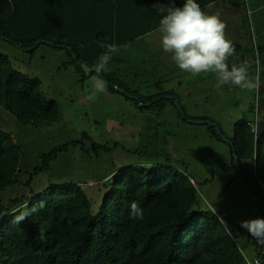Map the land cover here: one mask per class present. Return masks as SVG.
<instances>
[{"label":"trees","instance_id":"trees-1","mask_svg":"<svg viewBox=\"0 0 264 264\" xmlns=\"http://www.w3.org/2000/svg\"><path fill=\"white\" fill-rule=\"evenodd\" d=\"M222 1L196 0L202 10ZM171 2L0 0V37L26 53L32 54L41 46L64 51L68 60L62 63V68L73 67L84 85L96 75L91 65L105 51L101 44H116L120 48L132 46L158 31L159 21L166 14L160 8L166 9ZM184 2L174 0L177 7H182ZM39 41L54 47L40 44L30 52L25 51ZM251 43L252 57L257 52L264 74V45ZM85 68L89 70L87 77ZM254 69L253 59L250 70L253 78ZM102 76L107 81L108 93L121 95L114 89L118 87L136 96L113 71L107 70ZM41 84L38 78L15 70L9 59L0 55V108L16 122L35 126L40 123L51 125L60 120L58 102L42 96ZM121 96L137 106V102ZM163 96H174V93L138 98L141 103L156 100L145 110L170 104L185 122L173 102ZM179 108L184 112L181 104ZM210 122L212 125L207 126L210 137L224 143L215 131L217 127L223 135L218 124ZM261 125L264 126V120ZM226 139L231 142L239 165L237 167L234 162L232 148L224 143L230 156V169L253 187L255 199L264 203V190L257 182L264 187V127L262 132L258 131L254 142L250 123L242 117L233 125L232 136ZM65 148L42 154L41 166L35 168L22 185V177L27 172L20 168L21 148L9 133L0 129V195L18 185L30 186L32 176L47 171L49 164ZM245 162L251 163V172H255L256 177L250 178L244 171L242 164ZM240 169L243 176L238 172ZM191 179L194 180L186 168L174 169L168 161L149 167L123 168L115 172L109 185L105 186L106 193L94 214L80 183L51 185L37 194L31 191L29 196L0 200V264H242L243 256H246L241 252L240 243L234 240L241 234L230 230L231 233L222 223L225 222L222 217L224 203L220 201L217 209L205 201L206 205H203V198ZM131 202H137L143 209L142 220L130 216ZM260 206L256 217L260 214ZM33 207L35 211H32ZM20 211L30 214L16 222L15 216ZM245 241L248 246L255 247V256L264 260V245L257 243L249 233Z\"/></svg>","mask_w":264,"mask_h":264},{"label":"rangeland","instance_id":"rangeland-1","mask_svg":"<svg viewBox=\"0 0 264 264\" xmlns=\"http://www.w3.org/2000/svg\"><path fill=\"white\" fill-rule=\"evenodd\" d=\"M236 9L233 5L230 13H236ZM255 30L258 32L260 28ZM155 34L158 32L143 37V44L134 43L133 52L137 59L147 61L152 53L144 57V44L159 40V35ZM1 54L9 59L15 70L30 78H38L42 83V96L56 100L60 107L57 123L35 126L16 122L0 108V129L9 133L22 151L20 168L27 172L22 177V185L26 184L30 173L41 166L42 154L66 147L49 164L47 171L32 176L30 186L18 185L7 189L0 195L1 201L29 196L31 191L37 194L51 185L80 183L94 214L106 193L105 186L109 185L115 172L129 166L149 167L168 161L174 169L186 168L194 177L203 205L207 202L217 209L220 201L224 203L226 217L223 223L229 231L237 233L241 221L254 218L258 208L254 189L230 169V156L225 144L213 140L206 125L190 124L187 120L214 121L224 137L230 138L233 125L249 108L264 117V74L261 71L258 92L244 89L225 91L212 85L206 90L201 83L200 89L193 90L190 84L180 86L181 80L168 76L172 64L169 59L135 63L124 56L123 50L112 54L108 70L126 83L136 97L145 99L168 89L175 90V96L187 116L184 122L170 104L149 110L143 107L141 111L138 105L121 95L107 91L100 94L95 102L88 101L86 96L93 77L82 85L81 76L73 67L62 68V63L68 60L64 51L41 46L31 54L0 40ZM154 61L162 63L155 66ZM84 72L87 77L89 70L85 68ZM201 118L210 120H197ZM242 166L250 178L255 177L250 162ZM229 221L233 222L235 230ZM244 251L248 252L247 249Z\"/></svg>","mask_w":264,"mask_h":264},{"label":"clouds","instance_id":"clouds-1","mask_svg":"<svg viewBox=\"0 0 264 264\" xmlns=\"http://www.w3.org/2000/svg\"><path fill=\"white\" fill-rule=\"evenodd\" d=\"M160 10L166 12L159 21L162 49L164 52L172 54V60L181 71L192 75L214 73L217 89L231 85L250 92L259 91L261 87L259 60H257L255 78L249 74L247 61L239 66L235 64L229 66L228 60L233 55L235 46L232 41L226 38L227 25L218 15L205 13L196 0H185L182 7L175 6L174 0H172L169 7L160 8ZM100 46L105 51L99 56L98 61L91 65V70L96 75L92 78V84L86 96L90 102H95L100 94L106 92L107 81L102 74L108 70L107 65L112 59V54L120 51V47L116 44L104 43ZM257 117L258 113L256 116L254 112V121L249 123L255 121L258 123ZM192 181L196 186L195 180ZM129 208L132 218L139 220L144 218V211L137 202H131ZM35 210L36 208L33 207L32 211ZM29 214L30 212L20 211V214L15 216V221L19 222ZM240 227L245 229L257 243L264 245L263 214L262 218L256 217L241 221Z\"/></svg>","mask_w":264,"mask_h":264},{"label":"crops","instance_id":"crops-1","mask_svg":"<svg viewBox=\"0 0 264 264\" xmlns=\"http://www.w3.org/2000/svg\"><path fill=\"white\" fill-rule=\"evenodd\" d=\"M236 6V13L231 14L230 11L232 9V6ZM205 13L207 14H211V15H218L219 18L227 25L226 29H225V36L227 39H229L230 41H232V43L234 44V46H236V49L233 53V55L229 58L228 60V64L229 66H231L232 64H235L237 66H239L241 63L247 61L249 64V74H251V68L253 66V57H252V52L251 50H253V46L252 43L257 44V42L260 43V45H264V0H239V2L237 0H224L222 2L216 3L214 5L209 6L208 8H206L205 10H203ZM259 27L260 31L256 32L255 28ZM158 32L159 37L161 36V33L158 31H155L154 33ZM151 33V34H154ZM151 34H149L148 36H150ZM138 44H143L144 42L141 41V39H139ZM145 51H144V57H148L151 53V55L146 58L147 61L149 60H153V59H162L164 60V58L169 59L172 64H170V69H169V74L168 76L171 77H177L179 80H181L182 82L179 83V85L181 86V84L187 85L190 84L191 88L194 89H200L199 87V83H201V85L207 90L210 89L209 85H212L213 88H216V75L214 73H200L198 75H192L190 73L181 71L179 69V67L176 65V63L172 60V54L171 53H166L163 51L162 46H161V42H160V38L158 39H153L152 41H148L145 44ZM161 46V48L158 50L157 48ZM252 46V47H251ZM123 50L125 52L128 59L134 61L135 63H139V62H147V61H143L141 59H137V57L134 55L135 51L134 50V46L132 44L131 45H126V47H122L120 48V51ZM133 52V53H132ZM116 54H119L116 53ZM166 55H168L169 57H167ZM263 60H264V56H263ZM155 66L157 65H161L162 61H154L152 62ZM173 67H175L176 69H174ZM223 90H230V91H235V92H239L243 89L237 87V86H231V85H225L222 87ZM175 90L172 89H168L167 92H172L174 93V97L175 99H178L175 96ZM173 97V96H170ZM156 100H154L153 102H155ZM152 102V103H153ZM151 103V102H150ZM179 103V101H178ZM152 105V104H151ZM147 108V107H144ZM149 108V107H148ZM254 110L252 108H249L248 110H246L243 113V116L245 119L249 120V121H254ZM261 117V118H260ZM258 123L261 124V121L264 120V117L262 115L257 117ZM193 177V176H192ZM194 178V177H193ZM254 200L257 202L258 208H259V204L260 202L255 199ZM217 208H220V205H216ZM258 208H257V212H258ZM224 212V210H223ZM222 217H226L225 214L222 215ZM256 217V214L254 216V218ZM253 218V219H254ZM225 219V218H224ZM232 220V219H231ZM227 222V221H226ZM228 223V222H227ZM232 228L234 229V225L233 222H230ZM239 228V227H238ZM240 229H242L241 232H239V229L237 231L236 234H241V237L238 239H234L236 242L238 241L240 243L241 246V252L243 255H245L247 258H251V257H256L255 255V247H250L246 244L245 241V236L247 235V231L243 228L240 227ZM229 230V229H227ZM235 230V229H234ZM232 233V232H231ZM233 235V234H232ZM244 249H247L248 252L245 253ZM249 250L250 253H249ZM264 250V247H263ZM263 253V252H262Z\"/></svg>","mask_w":264,"mask_h":264},{"label":"water","instance_id":"water-1","mask_svg":"<svg viewBox=\"0 0 264 264\" xmlns=\"http://www.w3.org/2000/svg\"><path fill=\"white\" fill-rule=\"evenodd\" d=\"M0 38H1L2 40H7V39H5L4 37H0ZM7 41H8V40H7ZM40 44H45V45H49V46L54 47V45L49 44L48 42H45V41H39V42L36 43V45H35L33 48L26 49L25 51L30 52V51H32L34 48H36V47H37L38 45H40ZM60 48H61V47H60ZM69 51H70V49H69ZM70 52H71V51H70ZM73 58H75L74 55H73ZM114 89H115L116 91H118L121 95L126 96L128 99L137 102V105H138L139 108L150 107L151 104H152V102H151V103H147V104H145V103H141L138 97H136V96H131V95L127 94L124 90L119 89L118 87H114ZM163 99H165V100H171V101L173 102L174 106H176V108L178 109V111H179L180 115L182 116V118H184L185 120H187V118L185 117L184 112L179 108V103H178V100H177V99H175V98H173V97H170V96H166V97H164ZM245 120L248 121V122H253V121H249V120H247V119H245ZM187 122L190 123V124H195V125H206V126H211V125H212L210 122H205V121H191V120H187ZM263 127H264L263 125H261V124L259 125V132H262ZM215 131H216V134L221 138V140H222L227 146H230V147L232 148V155L234 156V162L236 163L237 167H239V165L237 164L238 159L235 157V150H234V148H233L231 142L228 141V140L226 139V137H224L223 135H221V133H220V131H219V128L216 127V128H215ZM238 172H239V174H240L241 176H243V172H242L241 169H240ZM260 205H261V206H260V214L258 215V217H261V218H262V212H263L264 204H263L262 202H260Z\"/></svg>","mask_w":264,"mask_h":264},{"label":"built area","instance_id":"built-area-1","mask_svg":"<svg viewBox=\"0 0 264 264\" xmlns=\"http://www.w3.org/2000/svg\"><path fill=\"white\" fill-rule=\"evenodd\" d=\"M257 60H259V69L261 71V59L259 58V56L257 55V52L255 53L254 55V64H255V72H254V78L257 74ZM259 75H260V72H259ZM255 115L257 116V112L255 111ZM250 127H251V132L254 136V142H256V139H257V133L259 131V125L257 123V121H255L254 123H251L250 124ZM254 157H253V163H254ZM254 176H255V172H254ZM256 177V176H255ZM190 182L193 184V181L190 180ZM258 182V185L264 190V187L262 185L261 182L257 181ZM263 218H264V214H263ZM223 223V222H222ZM243 263L242 264H264V260H260L259 258L257 257H254L252 260H249L247 259L246 257L243 256Z\"/></svg>","mask_w":264,"mask_h":264}]
</instances>
